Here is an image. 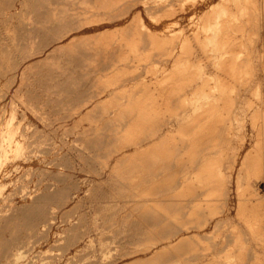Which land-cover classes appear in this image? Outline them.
<instances>
[{
  "label": "rangeland",
  "instance_id": "1",
  "mask_svg": "<svg viewBox=\"0 0 264 264\" xmlns=\"http://www.w3.org/2000/svg\"><path fill=\"white\" fill-rule=\"evenodd\" d=\"M0 1V74L2 71V75H0V119L10 116L12 111H15L20 120L24 118L21 121L23 132H27L28 138L33 133L29 140L31 139L30 141L34 143L33 149L30 147L34 152L28 151L30 154L27 152L23 159L19 157L16 160L11 157L9 158L10 162L7 160L0 168V216L13 212L11 208L15 207L16 209L29 205L32 203L29 197L35 196L39 192L41 194L44 188L49 187L51 183H56L53 189L71 188L73 192V200L69 204L63 206L58 203L50 204L56 218L52 221L49 230L47 229L46 239L34 236L17 241L15 248L19 250L21 257L19 259L11 256L5 257L0 253V264H102L104 262L106 264H111L110 262L131 264L134 261L139 264H206L217 260L219 249L215 245L222 240L221 236L218 237L220 231L225 235L236 229L248 231L246 215L249 213V207L253 205L252 201L264 196V170L258 171L251 167V152L253 147H258L256 129L251 121V104L254 102V106H257L255 103L257 97L251 88L254 87L255 82L249 83L246 81L247 78L237 82L229 74L230 66L234 61L233 55L236 53V49L238 52L240 48L233 46L228 48L230 57L227 61L222 60L223 63L221 62L222 58L219 57V60H215L214 56H210L211 48L207 49L209 57L206 56L208 55L207 50H203L204 48L202 49L195 39L196 27L192 21L195 12L204 14L211 4L219 0H125L124 5L130 6V10L126 11L127 15L115 17L111 21L109 15H120L125 12L121 9L106 10L103 6L110 5L111 0H51L52 2H46L45 7L41 10L37 9L40 4L39 0ZM257 1H259L257 2L259 9L256 14L250 13V24H246L248 30H245L247 38L250 36L256 38L255 45L261 56L257 62L260 63L258 69L261 75L259 74V76L264 83V0ZM3 2L5 5L2 4ZM187 2L193 3L191 7L186 6ZM119 3L123 5L122 1ZM33 5L37 6L34 8L35 12L32 11L33 8L30 9L34 7ZM4 6L7 7L4 9ZM27 6L28 9H26ZM46 6L47 9H45ZM153 6L154 8L164 7L158 13L151 9L156 19L160 16L161 19L168 10L174 11L175 16L168 20H178L179 26H176V29L183 32L177 33L174 37L169 36L166 44L159 45L153 44L150 38L145 35L146 43L142 44L143 51L138 52L145 57L140 60L137 57L138 53L132 52L127 45L125 46L126 43H123L124 47L117 44L119 34L109 39L96 38L100 31L118 33L122 29L126 39L139 31L144 38L145 32L138 27L140 20L154 31L160 30L162 25L155 20L154 23L148 16L147 9ZM60 8L64 11L60 12ZM22 13L26 15L25 18L30 16V22L27 20L26 23L25 15ZM19 14L22 15L19 16ZM137 15L138 17L134 18ZM256 32L257 35L261 34L262 36H255ZM61 35L67 36L60 41L54 40ZM182 35L189 36L192 40L194 57L196 55L193 58L203 61L210 78L225 79L229 81L230 86L237 87L234 89L235 91L232 90L226 94V98L230 101L229 104L224 108L221 107L218 111L219 114L218 112L214 113V115L216 114L215 118L213 115L206 132V137L209 139L203 141L201 145L187 146L185 144L184 150L182 149L183 151L179 153L178 149L183 144L182 139L184 138L182 134L187 131L182 130V133L179 134L177 121L173 119L174 117L172 118V113L167 110L166 112L164 108L163 113L153 115L151 120L138 131V141L119 140L111 143L112 139L116 140V138L122 137L126 129L133 125L132 118L138 119L139 117L129 112L133 106L129 108L127 105L124 106V101L127 102L129 99L133 101L143 94H148L150 99H153L152 95L163 92L162 90L157 91L156 87L159 86L163 77L170 75V69L172 70L175 65H181L182 62L187 61L186 49L184 50L180 44ZM247 40L246 44L248 42L249 47L250 41ZM147 43L150 45L148 46ZM69 44L75 46L71 51L74 58L72 56V59L67 60L64 57L61 60L71 62L67 66L70 73H43L44 75L36 73L37 75H35V73L20 74L19 71L17 73L9 71L18 63L21 70L37 61L38 56L27 57L32 49L48 45L47 49L53 50ZM241 58L242 61H247V55H243ZM13 61L16 62V65L13 64ZM118 65L121 70H125V73H112ZM44 68L48 69V67ZM148 68L152 72H149ZM209 76L207 79L210 80ZM200 81L198 80L197 84L203 83V80ZM209 82L215 83L212 80ZM35 85L37 86L33 87ZM59 86L60 88H58ZM42 88L43 91H41ZM181 93L184 94L185 91ZM216 93L218 96L221 95L219 92ZM21 94H25L24 100L32 104L31 106L22 102ZM262 94L264 97V92ZM175 103L167 107H171L169 108L171 111L183 112L182 115L192 109L190 106L183 108ZM35 107L38 112L33 111L36 109ZM167 107L166 109H168ZM261 108L264 110V103H261ZM1 111L3 112L1 113ZM198 116L200 117L201 114L199 113ZM236 116L240 120L239 122L235 120ZM44 117L49 119L45 120ZM216 117L217 120H215ZM223 117H230L233 122L230 120L228 123ZM199 119L201 122L202 117ZM230 123H233V127L230 131L231 134L227 135L229 132L227 125ZM141 124L143 123L141 122ZM215 125L218 128L215 129ZM112 133L114 134L111 135ZM106 136L107 138L104 139L103 137ZM172 136L177 137V142L173 141L172 143V139H170ZM214 137H220V140L213 141ZM169 139L170 141H168ZM226 140H230V149L232 150L223 161L226 173L225 185L221 186V181L218 180L205 187L194 185L195 192H197L187 194L184 189L188 185L185 178L187 176L194 177L196 173L188 172L186 164L189 165L190 157L192 156V159L202 158L205 153V155H211L216 150L214 147ZM41 144L42 146H40ZM120 144L121 146H119ZM61 146L63 154L59 152ZM77 148L83 150V154L79 149L80 152H77ZM192 149L197 151L194 155L191 153ZM199 150L205 152L201 153ZM200 153L202 157L199 156ZM213 155L216 157L215 154ZM29 157L30 159H28ZM48 162L50 163L48 164ZM127 166H136V168L124 169ZM116 167L120 169L118 170ZM45 170L48 173L52 170L54 173L51 171V176H49L50 174L47 175ZM55 172L56 174L61 173V175H56ZM53 175L55 176L52 179ZM240 175L242 176L241 180H239ZM116 180H119L117 185L115 184ZM239 181H241V185H250L244 196H241L238 190ZM256 190L260 195H256ZM190 199H193L192 202ZM58 205L60 206L58 207ZM6 207L7 209H5ZM138 207L142 209L140 210ZM224 218H226L227 224L221 228L219 221ZM19 220L17 221L18 225L20 224L19 226L24 228V221L27 223L28 220L24 218ZM113 221L118 225H111ZM174 222L185 224L181 231L182 237L178 240L177 237L170 239L175 241L178 248H166L165 244L169 242V239H165V237L170 234ZM69 227L77 228L81 233H88L83 236V240L78 246H70L71 248L65 249L67 238L70 235L69 232H66ZM1 236L6 237V232H3ZM102 240L105 241L102 242ZM150 246L152 250L147 249ZM126 247L142 251L133 258H121L120 255ZM232 247L231 245L227 248ZM224 253H228V250ZM193 255L199 257L193 258Z\"/></svg>",
  "mask_w": 264,
  "mask_h": 264
},
{
  "label": "bare ground",
  "instance_id": "2",
  "mask_svg": "<svg viewBox=\"0 0 264 264\" xmlns=\"http://www.w3.org/2000/svg\"><path fill=\"white\" fill-rule=\"evenodd\" d=\"M9 1V0H8ZM15 1V0H14ZM37 1V0H33ZM51 0H39L38 4L39 6L37 7L36 5H33L34 7H31L30 9L33 12L34 8L37 7V9L41 10L45 7L46 2H50ZM123 2V5L119 2ZM196 1V0H195ZM1 2V1H0ZM25 2V1H23ZM22 2V3H23ZM52 2V1H51ZM103 2V1H102ZM257 0H219L218 2H214L213 4H209V8L204 14H199L198 12H195L192 16V21L193 25L196 27L195 30V39L198 42V44L201 45L203 50H207L208 48H211L209 52H211L210 56H214V59H218L219 57L222 58L223 61H227L230 57V52L228 51V48L230 47H236L240 48V51L236 49V53L233 55L234 61L232 65L230 66V75L234 78L235 81H244L247 78L246 81L249 83L255 82L254 87H251L252 90L255 91V95L257 97V101L255 102L257 106H254V102L251 104V121L253 127L256 129V135H257V148L253 147L252 154H251V167L255 168L256 170L260 171L261 169L264 170V110L261 108V103H264V97L262 92H264V83L261 81L262 78L259 76L261 73L259 72L258 67L260 66L259 58L260 52L257 51L255 42L256 38L251 37L247 38L246 37V24H250L249 20V15L251 12H254L256 14V11L259 9L257 5ZM21 3V5H22ZM30 3V2H29ZM36 3V2H35ZM61 3V2H60ZM100 3V2H99ZM109 3V2H108ZM112 3V4H111ZM119 3V4H118ZM126 2L125 0H111L110 5L103 6L106 10H119L121 9L122 11H125L124 13H120V15H109V20H114L115 17L127 15L126 11L130 10V6L124 5ZM188 3V2H187ZM190 3V2H189ZM186 5L187 7H191L193 4ZM207 3V2H206ZM3 5L4 2L2 3ZM25 4V3H24ZM32 4V3H31ZM67 4V3H66ZM51 5V4H50ZM54 5V3H53ZM58 5V4H57ZM129 5V4H128ZM30 6V5H29ZM166 6V5H165ZM185 6V5H184ZM7 6H4V9ZM25 7V5H24ZM100 7H102L100 5ZM157 7V6H156ZM167 7V6H166ZM97 8V7H96ZM150 8V7H149ZM147 9L148 11V16L151 19V21L155 20L159 22L162 27L158 31H154L151 27L147 26L143 21H139L138 27L145 32L144 38L142 33L139 31L137 34L133 35L132 37L129 36V38L126 39V35L123 33V29L120 30L118 33L114 32H101L100 34L97 35L96 38L98 39H109L112 38L113 36L116 37V34H119L117 41L120 45V47L123 45V43H126L125 46L127 45L129 49L132 50V52L138 53L143 49L142 44L146 43L144 40L147 35L150 40L152 41L153 44L159 45L162 43L167 42V38L169 36H176L177 33L183 32L182 30L176 29V26H179V21L178 20H168V18H173L175 16L174 11L168 10L165 15L160 19L155 18L154 11L159 12L160 8L159 6L157 8H154V6L150 9ZM185 8V7H184ZM3 9V10H4ZM22 9V8H21ZM28 9V6L27 8ZM30 9L28 10L29 13L31 12ZM47 9V6L46 8ZM36 10V9H35ZM89 10V9H88ZM160 10V11H161ZM22 11V10H21ZM27 11V10H25ZM27 11V13H28ZM54 11V8H53ZM60 12H63L62 8L59 9ZM166 11V10H165ZM260 11V10H259ZM23 12V11H22ZM110 12V11H109ZM40 13V12H39ZM42 13V12H41ZM113 13V12H112ZM23 14V13H22ZM22 14H19L22 15ZM108 14V13H107ZM133 14V13H132ZM25 15V14H23ZM42 15V14H41ZM44 15V14H43ZM157 15V14H156ZM260 15V14H259ZM258 15V16H259ZM33 16V15H32ZM256 16V15H255ZM255 16H253L255 18ZM26 15L24 16V18ZM30 16H27L25 18V21L27 23V20H31L29 18ZM65 17V16H64ZM106 17V16H105ZM138 17L134 16V18ZM107 18V17H106ZM114 18V19H113ZM133 18V17H132ZM37 19V18H36ZM253 19V18H252ZM260 19V17H259ZM257 19V20H259ZM33 20V19H32ZM39 21V20H38ZM48 21V20H47ZM64 21V20H63ZM67 21V20H66ZM154 21V23H155ZM255 21V20H254ZM61 22V21H60ZM100 22V21H99ZM253 22V21H252ZM260 22V21H259ZM37 24V23H36ZM54 24V22H53ZM68 24V23H67ZM70 24V23H69ZM68 24V25H69ZM253 24V23H252ZM40 25V24H39ZM258 25V23H257ZM260 25V23H259ZM62 26V25H61ZM66 26V25H65ZM248 26V25H247ZM252 26V25H251ZM34 27V26H33ZM44 27V26H43ZM75 27V26H74ZM101 27V26H100ZM246 27V28H245ZM259 27V26H258ZM261 27V26H260ZM63 28V27H62ZM67 28V26H66ZM250 28V27H249ZM254 28V25H253ZM23 29V27H22ZM75 29V28H74ZM69 30V29H68ZM248 30V29H247ZM24 31V30H23ZM63 31V30H62ZM71 31V30H69ZM77 31V30H76ZM137 31V30H136ZM254 31V29H253ZM260 31V29H259ZM258 31V32H259ZM66 32H68L66 30ZM61 33V32H60ZM180 33V34H181ZM261 33V32H259ZM258 33V34H259ZM15 34V33H14ZM19 34V33H18ZM65 34V33H64ZM67 34V33H66ZM250 34V33H249ZM56 35V34H55ZM255 36H260L257 35V32L254 33ZM20 36V34H19ZM57 36V35H56ZM67 35H61L58 38L54 39L55 41H60L61 39L65 38ZM262 36V35H261ZM23 37V36H22ZM55 37V36H54ZM53 37V38H54ZM264 37V36H263ZM17 38V37H16ZM259 38V37H258ZM257 38V39H258ZM13 39V38H12ZM46 39V38H45ZM180 44L183 49H186V52L188 54V59L184 63L182 62L181 65L177 64L175 65L174 69H170L168 76L163 77L160 84H158L156 87V90H162L163 92L159 94L152 95L153 99H150V95L148 94H143L141 96H138L137 99H129L127 102L124 101V106L127 105L128 108L130 106H133V109L129 110L131 114H136L140 117L138 119L132 118L133 125H130L128 129H126L124 135L120 138H115L112 139V142H117L124 140V142H135L138 141V131L148 122L151 120L152 116H156L160 113L164 112L167 110L168 112L172 113V118L177 121L178 124V133H182V130H186L187 133L182 134V143L181 146H179V153L180 151L184 150V145L187 144L190 146H196V145H201L203 141H206L209 139L206 137V132L207 129H209L210 122L213 119V115L215 112L220 111V108H224L229 104V100L226 98V94L229 93L230 91H235L237 87H232L229 84L228 80H221L218 77H213L210 78L208 72H206V66H204V63L202 60H194V52L192 50V40L190 37L182 35L180 36ZM250 41V45L248 47V42L246 44V40ZM48 40V37H47ZM247 40V41H248ZM260 40V38H259ZM261 41V40H260ZM52 42V41H51ZM174 42V41H173ZM48 43V42H47ZM58 43V42H57ZM148 44V43H147ZM146 44V45H147ZM42 45V44H41ZM40 45V46H41ZM50 45V42H49ZM150 44H148L149 46ZM171 45V44H170ZM18 46V45H17ZM39 46V45H38ZM39 46V47H40ZM37 47V46H36ZM75 46L73 44H69L66 46H59L57 48H54L53 50L47 49L48 45L43 46L39 49H32L29 55L27 56L28 58H33V57H39V59L32 64L26 66L24 69H19V63L16 65V62H12L15 67H12L11 70L9 71H14V72H20V74H28V73H48V74H66L70 73L68 65L71 64L70 61H62L61 59L66 57L68 59H72V56L74 58V54L71 53L72 49ZM124 47V45L122 46ZM144 47H146L144 45ZM194 47V46H193ZM123 49V48H119ZM147 49V48H146ZM169 49V48H168ZM3 51V50H1ZM19 51V50H18ZM75 51V50H74ZM143 51V50H142ZM141 51V52H142ZM148 51V50H147ZM169 51V50H168ZM233 51V49H232ZM11 52V51H10ZM125 52V51H124ZM150 52V51H149ZM183 52V51H182ZM181 52V53H182ZM206 52V51H204ZM207 50V54L209 53ZM75 53V52H74ZM80 53V52H79ZM121 53V52H120ZM13 54V53H12ZM15 54V52H14ZM13 54V56H14ZM81 54V53H80ZM122 54V53H121ZM154 54V53H153ZM9 55V54H8ZM27 55V53H26ZM83 55V54H82ZM247 55V61H242V56ZM16 56V54H15ZM123 56V55H122ZM184 56V54H183ZM209 57V54L206 55ZM232 56V54H231ZM26 57V56H25ZM26 57V58H27ZM76 57V56H75ZM121 57V56H120ZM138 59L145 57L143 54L138 53L137 55ZM152 57V56H151ZM194 57V58H193ZM5 58V57H4ZM8 58V57H7ZM12 58V57H11ZM65 58V59H66ZM80 58V57H78ZM147 58V57H146ZM204 58V57H202ZM17 59V58H16ZM153 59V57H152ZM209 59V58H208ZM246 59V58H245ZM13 60V59H12ZM121 60V59H120ZM137 60V59H136ZM204 60V59H203ZM207 61V57L205 58ZM212 60V59H211ZM244 60V59H243ZM8 61V60H7ZM145 61V60H144ZM213 61V60H212ZM122 62V61H121ZM143 62V61H142ZM215 62V61H214ZM220 62V63H221ZM151 63V62H150ZM179 63V61H178ZM223 63V62H222ZM221 63V64H222ZM8 64V63H7ZM149 64V63H148ZM219 64V63H218ZM123 66V64H120ZM120 65H118L112 73H121L124 72L125 70L120 69ZM147 65V64H146ZM206 65V64H205ZM259 65V66H258ZM264 65V61H263ZM4 66V65H3ZM173 66V65H172ZM221 66V65H220ZM21 67V68H22ZM39 67H43L42 69H38ZM44 67H48V69H45ZM79 67V66H78ZM125 67V66H124ZM133 67V66H132ZM148 67V66H147ZM206 67V68H205ZM228 67V66H227ZM5 68V67H4ZM3 68V69H4ZM134 68V67H133ZM137 68V67H136ZM1 69V66H0ZM125 69V68H124ZM128 69V68H127ZM131 67L129 68V70ZM76 70V69H75ZM82 70V69H81ZM149 72H152L148 68ZM261 70V69H260ZM5 71V70H3ZM8 72V70H7ZM154 72V71H153ZM168 72V71H167ZM262 72V71H261ZM163 73V72H162ZM228 73V72H227ZM4 74V73H3ZM122 74V73H121ZM2 75V71L1 74ZM116 75V74H115ZM186 75V76H184ZM190 75V76H188ZM228 75V74H227ZM207 76H209L210 80L212 82L214 81L215 83L212 85L207 79ZM226 76V75H225ZM50 77V76H49ZM67 77V76H66ZM221 77V76H220ZM51 78V77H50ZM226 78V77H225ZM229 78V77H228ZM227 78V79H228ZM122 79V78H121ZM198 80H201L200 82L203 83L197 84ZM208 80V84L207 83ZM118 83V82H117ZM155 83V82H154ZM233 83V82H232ZM55 84V83H54ZM62 84V83H61ZM71 84V83H70ZM197 84V85H196ZM247 84V83H246ZM22 85V84H21ZM28 85V84H27ZM38 85V84H37ZM37 85L33 86L36 87ZM50 85V84H49ZM64 85V83L62 84ZM244 85V84H243ZM24 86V85H23ZM51 86V85H50ZM72 86V85H71ZM150 86V85H149ZM55 87V86H54ZM66 87V86H65ZM241 87V86H240ZM60 88V86L58 87ZM23 89V88H22ZM68 89V88H67ZM3 91V90H2ZM43 91V88L42 90ZM53 91V90H52ZM155 91V90H154ZM166 91V92H164ZM170 91V92H169ZM185 93H181L184 92ZM20 92V91H19ZM56 92V91H55ZM59 92V91H58ZM169 92V93H168ZM216 92L221 93L219 96L217 95ZM54 94V92H53ZM56 94V93H55ZM151 94V93H149ZM40 95V94H39ZM45 95V93H44ZM58 95V93H57ZM6 96V95H5ZM34 96V95H33ZM51 96V95H50ZM4 97V96H3ZM18 97V96H17ZM25 94H21L20 99H22V102L24 104H27L31 106L32 104L26 102L24 100ZM27 98V97H26ZM132 98V96H131ZM182 99V100H181ZM180 101V102H179ZM179 102L178 105L180 107H189L192 108L190 111L188 110L184 115L180 112H175L174 110L171 111V107H167L172 105L173 103ZM38 103V102H37ZM175 103V104H176ZM13 104V102H12ZM21 104V103H20ZM42 104V103H41ZM123 104V103H122ZM35 105V104H34ZM46 105V104H45ZM174 105V104H173ZM11 106V105H10ZM13 106V105H12ZM20 106V105H19ZM18 106V107H19ZM123 106V105H122ZM7 107V106H6ZM15 107V106H14ZM166 107L168 109H166ZM173 107V106H172ZM20 108V107H19ZM36 108V107H35ZM5 109V108H4ZM11 109V108H10ZM37 109V108H36ZM32 109L34 112H38V109ZM187 110V109H186ZM185 110V111H186ZM222 110V109H221ZM5 111V110H4ZM12 111V109H11ZM10 111V112H11ZM28 111V110H27ZM166 111V112H167ZM3 111H1L2 113ZM9 112V111H8ZM40 112V110H39ZM127 112V111H126ZM30 113V112H29ZM191 113V114H190ZM201 114L199 117L198 114ZM222 113V112H221ZM237 113V112H236ZM6 114V113H5ZM43 114V113H42ZM219 114V112H218ZM21 115V114H20ZM125 115V114H124ZM169 115V116H170ZM216 115V114H215ZM214 115V118H215ZM239 115V114H238ZM41 116V115H40ZM134 116V115H133ZM225 116V115H224ZM50 117V116H49ZM201 122L199 121L201 118ZM219 117V116H218ZM1 118V117H0ZM224 118V117H223ZM222 118V120H223ZM24 119V118H23ZM22 119V120H23ZM29 119V118H28ZM45 120H48L49 118L44 117ZM130 119V118H128ZM170 119V118H169ZM199 119V120H198ZM221 119V117H220ZM17 113L15 111H12V114L10 116L2 117L0 119V168L5 164L9 158H19L21 157L23 159V156L25 157L27 152L31 151L32 145H34L33 142H31L28 138V134L24 133L22 130V125L21 121ZM27 120V119H26ZM217 120V117L216 119ZM224 120H227L228 123L230 120H232L230 117H225ZM223 120V121H224ZM237 122L238 120L237 116L235 118ZM131 121V119H130ZM139 121V122H138ZM143 124H141V122ZM204 123H203V122ZM221 121V120H220ZM157 122V121H156ZM171 122V121H170ZM199 122V123H198ZM214 122V120H213ZM233 122V120L231 121ZM159 124V123H158ZM24 126V125H23ZM50 126H52L50 124ZM126 126V124H125ZM26 127V126H25ZM75 127V126H74ZM94 127V126H93ZM98 127V126H97ZM107 127V126H106ZM110 127V126H109ZM121 127V126H120ZM124 127V126H123ZM229 132L227 135H230V131L233 127V123H230L227 125ZM91 128V127H90ZM111 128V127H110ZM113 128V127H112ZM218 128L217 125H215V129ZM148 129V128H147ZM27 130V129H26ZM103 130V129H102ZM121 130V129H120ZM158 131V129H157ZM34 132V131H33ZM95 132V129H94ZM144 132V131H143ZM38 131L36 132V134ZM102 133V132H101ZM151 133V132H150ZM156 133V132H155ZM112 133L111 135H113ZM118 134V133H117ZM154 135V134H153ZM66 136V135H65ZM68 136V135H67ZM90 136V135H89ZM150 136V135H149ZM109 137V135H108ZM111 137V136H110ZM140 137V136H139ZM104 139L107 138L103 137ZM146 138V137H145ZM148 138V137H147ZM146 138V139H147ZM170 138V137H167ZM33 139V138H32ZM172 143L173 141L177 142V137L172 136ZM170 139L168 141H170ZM166 140V139H165ZM219 141L220 137H214L213 141ZM167 141V140H166ZM181 141V140H180ZM179 141V142H180ZM209 141V140H208ZM175 142V143H176ZM178 144L180 145V143ZM222 142V141H221ZM55 143V142H54ZM63 143V142H62ZM105 143V142H104ZM120 143V142H119ZM140 143V142H139ZM205 143V142H204ZM65 144V143H63ZM39 145V144H38ZM53 145V144H52ZM62 145V144H61ZM68 145V144H67ZM97 145V144H96ZM113 145V144H111ZM126 145V144H125ZM168 145V144H167ZM42 146V144L40 145ZM55 146V144H54ZM65 146V145H64ZM118 146V145H116ZM121 146V144L119 145ZM31 147V148H30ZM57 147V146H56ZM104 147V145H103ZM30 148V149H29ZM36 148V147H34ZM119 148V147H118ZM121 148V147H120ZM166 148V147H165ZM186 148V146H185ZM191 148V147H190ZM215 152L211 153V155H205L203 154V157L201 153L205 152L203 150L199 154L200 157L202 158H193L192 156L190 157L191 159L189 160V165L186 164L188 172L193 171L196 172L194 177H186L185 182L186 188L185 192L187 194H192L195 192V186L198 185L200 187H205L210 184H213L216 180L221 181L220 185L224 186L225 185V178H226V173H225V168L223 165V161L226 158L227 154L232 150L230 149V140H226V142L220 143L218 146L216 145ZM29 149V150H28ZM33 149V148H32ZM57 149V148H56ZM77 148V152L81 149ZM183 149V150H182ZM36 150V149H35ZM44 150V149H43ZM59 150V148H58ZM62 146L59 152H62ZM73 150V149H72ZM75 150V149H74ZM89 150V149H88ZM102 150V149H101ZM160 150V149H159ZM50 151V149H49ZM57 151V150H56ZM76 151V150H75ZM79 151V152H80ZM83 151V150H82ZM81 151V153H82ZM90 151V150H89ZM104 151V150H103ZM163 151V150H162ZM170 151V150H169ZM172 151V150H171ZM28 152V153H29ZM34 152V151H31ZM36 152H38L36 150ZM58 152V151H57ZM94 152V151H93ZM165 152V151H164ZM186 152V151H185ZM197 151H194L192 149L191 153L194 155ZM46 153V152H45ZM48 153V152H47ZM66 153V152H64ZM161 153V152H160ZM182 153V152H181ZM30 154V153H29ZM41 154V153H40ZM63 154V152H62ZM83 154V153H82ZM93 154V153H92ZM190 154V155H192ZM215 154L216 157L213 155ZM32 155V154H31ZM164 155V154H163ZM43 156V155H42ZM48 156V155H47ZM52 156V155H51ZM50 156V158H51ZM82 156V155H81ZM84 156V155H83ZM181 156V155H180ZM179 156V157H180ZM212 156V157H209ZM214 156V157H213ZM92 157V156H91ZM250 157V156H249ZM172 158V156H171ZM27 159V158H25ZM30 159V157L28 158ZM49 159V158H48ZM174 159V158H173ZM189 159V157H188ZM17 160V159H16ZM19 160V159H18ZM44 160V159H43ZM50 160V159H49ZM54 160V159H53ZM172 160V159H171ZM185 160V159H184ZM13 161V160H12ZM21 161V160H20ZM51 161V160H50ZM95 161V160H94ZM93 161V162H94ZM174 161V160H173ZM181 161V159H180ZM10 162V160L8 161ZM55 162V161H54ZM96 162V161H95ZM16 163V162H15ZM50 162H48L49 164ZM56 163V162H55ZM99 163V162H97ZM12 164V163H10ZM14 164V163H13ZM47 164V163H46ZM127 164V163H126ZM162 164V163H161ZM8 165V164H7ZM15 165V164H14ZM19 166V164H16V166ZM54 165V164H53ZM56 165V164H55ZM93 165V164H92ZM99 165V164H98ZM125 166V165H124ZM172 166V165H171ZM175 166V165H174ZM9 167V166H6ZM21 167V165L19 166ZM57 167V166H55ZM99 167V166H98ZM120 167V166H119ZM5 168V167H4ZM118 170L120 168L116 167ZM136 168V166L130 167L127 166L124 169H132ZM155 168V166H154ZM248 168V167H247ZM8 169V168H7ZM17 169V167H16ZM123 169V171H124ZM165 169V168H164ZM163 169V170H164ZM173 169V168H172ZM3 170V169H2ZM37 170V169H36ZM48 170V169H47ZM100 170V169H99ZM162 170V171H163ZM46 171V170H45ZM52 171V170H51ZM50 171V172H51ZM58 171V170H57ZM117 171V170H116ZM128 171V170H127ZM250 171V170H249ZM1 172V171H0ZM34 172V171H33ZM41 172V171H40ZM47 175L50 174L48 171H46ZM53 172V171H52ZM111 172V171H110ZM119 172V171H118ZM146 172V171H145ZM54 173V172H53ZM40 174V173H39ZM44 174V173H43ZM44 174V175H46ZM56 174V172H55ZM194 174V173H193ZM56 175H61V173H57ZM243 175V174H242ZM246 175V174H245ZM51 176V174L49 175ZM55 175H53L52 179L54 178ZM130 176V175H129ZM249 176V175H248ZM58 177V176H57ZM150 177V176H149ZM242 176H239V180H241ZM37 179V178H36ZM119 179V178H118ZM136 179V178H135ZM247 179V178H245ZM110 181V180H109ZM156 181V180H155ZM159 181V180H158ZM113 182V181H112ZM244 182V181H242ZM36 183V181H35ZM58 183V182H57ZM119 183V180L115 181V184L117 185ZM128 183V182H127ZM132 183V182H131ZM147 183V182H146ZM161 183V182H160ZM240 185L238 187V190L240 192L241 196H244L245 192L249 190L250 185L249 184H243L241 185V181L238 182ZM164 184V183H163ZM166 184V183H165ZM49 185V183H48ZM55 184H50L49 187L46 189L44 188L43 192L37 193L35 196L29 197L30 202L29 205H26L24 207H18L15 209L11 208L10 214L5 213L6 215H1L0 216V253L2 256L8 257H14L16 259H19L21 257V253H19L16 248H15V243L17 241H22L26 237H34L37 236L39 239L47 238V229L51 226L52 221L55 220V212L52 211V208L50 207V204L58 203L61 206L69 204L73 200V192L71 188H66V189H53V186ZM58 185V184H57ZM128 186V185H127ZM26 187V186H25ZM24 188V187H23ZM28 188V187H27ZM41 188V187H40ZM118 188V187H117ZM107 189V188H106ZM183 190V189H182ZM41 191V190H40ZM129 191V190H128ZM133 191V190H132ZM26 192V191H25ZM35 192V191H34ZM131 192V191H130ZM184 192V193H185ZM197 192V191H196ZM195 192V193H196ZM22 193V192H21ZM256 195H260L257 190L255 191ZM18 194V193H17ZM128 194V192H127ZM28 195V194H27ZM102 195V194H101ZM94 197V196H92ZM107 197V196H106ZM116 197V196H115ZM189 197V196H188ZM135 198V197H134ZM118 199V198H117ZM137 199V198H136ZM100 200V199H99ZM189 200V199H188ZM193 199H190V202H192ZM28 201V199H27ZM115 201V200H114ZM119 201V200H118ZM170 201V200H169ZM29 202V201H28ZM108 202V201H107ZM113 202V201H111ZM141 202V201H140ZM153 202V201H152ZM155 202V201H154ZM160 202V201H159ZM115 203V202H114ZM117 203V202H116ZM255 203V204H254ZM264 196L259 197L257 200L252 201V206L249 207V213L246 215V224L248 226V231H243L241 229H236L235 231H232V233L225 235L220 231L218 233V237L221 236L222 240L217 242L215 247L219 249V253L217 256V260L215 262H208L206 264H264ZM26 204V203H25ZM23 205V204H22ZM58 205V207L60 206ZM111 205V204H110ZM16 206V204H15ZM143 207V206H141ZM141 207L140 210L142 209ZM9 208V207H8ZM54 208V207H53ZM56 208V207H55ZM104 208V207H103ZM208 208V207H207ZM7 209V207L5 208ZM147 209V208H146ZM156 209V208H155ZM119 210V209H118ZM116 211V210H115ZM130 213V212H129ZM8 214V215H7ZM98 215V214H96ZM100 215V214H99ZM133 217V216H132ZM22 218L28 220V222L23 225L24 228H21L18 223L20 222L19 219L22 220ZM86 218V217H85ZM136 218V217H135ZM145 219V218H144ZM19 220V222H17ZM117 220V219H116ZM118 221V220H117ZM21 223V222H20ZM82 223V222H80ZM149 223V222H148ZM99 224V223H98ZM172 224V223H171ZM226 218L224 220L219 221V226L221 228L225 227ZM111 225H118L117 222H114ZM185 224H181L179 222H174L173 229L170 231V234H168V237H165V239H169V242L165 244V247H169L171 249L173 248H178V245L174 243L175 241H171L173 237H177L180 239L182 237L181 231L182 227ZM22 226V225H21ZM22 226V227H23ZM123 226V225H122ZM128 226V225H127ZM72 227V226H71ZM91 227V226H90ZM146 227V226H145ZM129 228V227H128ZM88 229V228H86ZM107 229V228H106ZM137 229V228H136ZM49 230V229H48ZM111 231V230H110ZM6 232V237H2V233ZM51 232V231H50ZM65 232V231H64ZM66 232H69L70 235L67 238V245L65 249H69L70 246H78L83 240V236L86 235L88 232L81 233L77 228H70L67 229ZM125 232V231H123ZM115 233V232H114ZM145 233V232H144ZM159 233V231H158ZM4 235V234H3ZM51 235V234H50ZM130 236V235H129ZM105 237V236H104ZM156 237V235H155ZM49 238V237H48ZM114 238V237H113ZM116 238V237H115ZM109 239V238H108ZM175 239V240H176ZM115 240V239H114ZM40 241V240H39ZM43 241V240H42ZM48 241V240H47ZM105 240H102L104 242ZM130 241V240H129ZM161 241V240H159ZM115 244V243H114ZM134 244V243H133ZM129 245V244H128ZM131 245V244H130ZM147 245V244H146ZM233 246L232 248L228 249L227 247ZM71 248V247H70ZM106 248V247H105ZM109 248V247H108ZM121 248V247H120ZM148 250H152V247H147ZM107 250V248H106ZM228 253H224L227 252ZM110 251V250H109ZM114 251V250H113ZM141 249H134V248H125L123 253H121L120 257L125 258L127 257L128 259L133 258L136 256ZM17 252V253H16ZM111 253V252H110ZM224 253V254H223ZM108 254V253H107ZM82 256V255H81ZM111 256V255H110ZM198 255H193V258H198ZM115 259V258H114ZM137 260V259H136ZM111 264H114L110 262ZM10 264V263H9ZM92 264V263H91ZM94 264V263H93ZM102 264H106L105 262ZM109 264V263H108ZM122 264V263H121ZM131 264H139L137 261L132 262ZM163 264V263H162Z\"/></svg>",
  "mask_w": 264,
  "mask_h": 264
}]
</instances>
